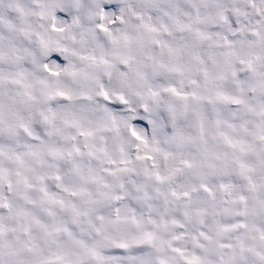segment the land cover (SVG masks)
<instances>
[{
    "label": "snow or ice",
    "instance_id": "6c2138e0",
    "mask_svg": "<svg viewBox=\"0 0 264 264\" xmlns=\"http://www.w3.org/2000/svg\"><path fill=\"white\" fill-rule=\"evenodd\" d=\"M0 264H264V0H0Z\"/></svg>",
    "mask_w": 264,
    "mask_h": 264
}]
</instances>
